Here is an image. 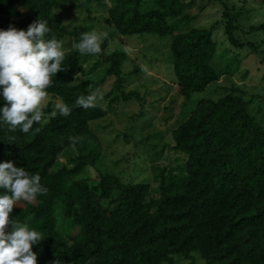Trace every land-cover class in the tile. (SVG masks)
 I'll return each mask as SVG.
<instances>
[{
	"label": "trees",
	"instance_id": "16d2710c",
	"mask_svg": "<svg viewBox=\"0 0 264 264\" xmlns=\"http://www.w3.org/2000/svg\"><path fill=\"white\" fill-rule=\"evenodd\" d=\"M191 2L151 0L144 10L145 0H114L105 11L111 30L95 55L101 56L116 35L169 36L171 76L178 94L190 100L192 92L203 91L217 79L210 64L216 52L210 30H179L192 19L184 12ZM71 3L0 0V30L11 25L26 31L40 19L50 29L45 39L61 42L69 36L78 43L83 28L68 29L52 14L54 8ZM231 28L228 19L224 34L237 46ZM64 54L63 69L46 91L66 104L70 115L57 112L55 118L34 123L27 133L19 128L10 131L0 119V163L39 174L47 189L32 203L18 202L10 214L14 223H26L40 233L42 240L32 245L37 264H172L174 255L191 259L192 252L203 264H264V126L248 113L247 102L236 90L229 88L214 100L197 99L171 130L178 163L158 172L157 196L148 197V183L124 184L116 175L98 171L79 178L86 165L83 159L53 169L59 153L73 143L70 137H92L89 123L107 114L123 81L121 51L113 50L93 64L95 68L108 63L98 81L78 78L82 64L93 54L82 55L74 48ZM259 63L264 68V49L259 50ZM108 76L114 79L102 101L88 109L76 104ZM4 105L0 88V108ZM3 194L6 190L0 189ZM55 208L67 230L77 228L75 236L57 231Z\"/></svg>",
	"mask_w": 264,
	"mask_h": 264
},
{
	"label": "rangeland",
	"instance_id": "374dc122",
	"mask_svg": "<svg viewBox=\"0 0 264 264\" xmlns=\"http://www.w3.org/2000/svg\"><path fill=\"white\" fill-rule=\"evenodd\" d=\"M145 1L144 10L151 4V0ZM191 1L184 12L192 15V19L179 30H210L216 51L210 64L217 79L203 91L192 92L190 100H185L178 94L169 69V36H114L101 56L93 55L82 64L78 78L100 80L108 63L100 62L95 68L93 64L113 50L121 51L125 58L119 68L123 81L118 99L104 117L89 123L92 137L81 136L64 148L53 169L71 167L83 159L86 165L79 178L93 177L95 171L111 173L124 184L148 183L151 188L148 197L155 198L158 172L178 163V155L172 149L171 130L185 118L197 99L214 100L233 88L234 93L247 102L248 113L264 126V68L259 63V50L264 49V28L255 29L264 23V0ZM113 2L72 0L71 4L54 8L52 14L68 29L80 26L83 33L107 34L111 25L106 20L105 11ZM228 19L237 46L231 44L224 34ZM60 43L64 53L73 49L69 36L62 38ZM113 79L108 76L100 84L98 90L102 95L110 90ZM56 103L59 101L48 94L42 121L49 119L48 114ZM54 215L57 231L75 236L77 228L66 229V221L59 209L55 208ZM172 264H203V261L197 252H192L191 259L174 255Z\"/></svg>",
	"mask_w": 264,
	"mask_h": 264
},
{
	"label": "clouds",
	"instance_id": "9594fccd",
	"mask_svg": "<svg viewBox=\"0 0 264 264\" xmlns=\"http://www.w3.org/2000/svg\"><path fill=\"white\" fill-rule=\"evenodd\" d=\"M49 31L47 21L40 19L29 25L26 31L11 25L8 30H0V88L5 101L4 107L0 108V119L10 131L19 128L27 133L34 123L44 119L46 89L52 85V77L63 69L61 64L65 56L60 42L45 39ZM106 36V33L95 31L82 33L73 48L82 55L99 54ZM102 100L103 95L97 89L87 96H80L76 104L88 109ZM57 112L66 117L71 109L64 103H56L48 118H55ZM69 139L75 142L79 138ZM40 181L39 174L30 175L25 168L16 167L11 162L0 163V189L7 193L0 195V264H37L32 245L42 240L40 233L29 230L26 223H14L10 214L18 202L32 203L38 194L47 191Z\"/></svg>",
	"mask_w": 264,
	"mask_h": 264
}]
</instances>
